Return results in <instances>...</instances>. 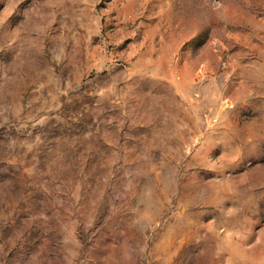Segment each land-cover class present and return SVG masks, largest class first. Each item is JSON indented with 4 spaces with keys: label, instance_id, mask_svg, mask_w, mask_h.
Here are the masks:
<instances>
[{
    "label": "rangeland",
    "instance_id": "1",
    "mask_svg": "<svg viewBox=\"0 0 264 264\" xmlns=\"http://www.w3.org/2000/svg\"><path fill=\"white\" fill-rule=\"evenodd\" d=\"M0 264H264V0H0Z\"/></svg>",
    "mask_w": 264,
    "mask_h": 264
}]
</instances>
